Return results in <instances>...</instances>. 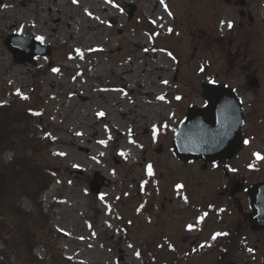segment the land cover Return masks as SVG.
<instances>
[{
	"label": "rangeland",
	"instance_id": "rangeland-1",
	"mask_svg": "<svg viewBox=\"0 0 264 264\" xmlns=\"http://www.w3.org/2000/svg\"><path fill=\"white\" fill-rule=\"evenodd\" d=\"M197 1L0 0V100L27 97L26 108L35 116L40 111L31 123L32 134L52 140L48 148L36 143L33 156L53 174L41 196L47 228L33 250L39 264H142L135 257L140 252L135 241L151 238L153 224H144L146 219L133 211L140 199L137 191L145 188L147 165L154 161L160 202L169 194L164 187L177 164L172 156L155 152L150 129L173 114L176 96L195 95L183 79L213 71L210 54L205 52L208 59L199 66L200 52L195 51L201 20L211 18L204 9L201 16L198 6L205 2ZM128 4L135 5L130 18ZM148 21L159 30L157 37ZM14 32L43 37L51 53L36 57L35 63L16 62L4 44ZM114 65L129 77L116 75ZM101 111L104 116L97 115ZM11 155L6 151L0 160ZM94 171L109 180L99 194L88 185ZM20 202L24 210L38 211L29 198ZM157 215L155 210L153 218ZM44 218L39 216V224ZM125 231L136 245H127Z\"/></svg>",
	"mask_w": 264,
	"mask_h": 264
},
{
	"label": "flooded vegetation",
	"instance_id": "flooded-vegetation-1",
	"mask_svg": "<svg viewBox=\"0 0 264 264\" xmlns=\"http://www.w3.org/2000/svg\"><path fill=\"white\" fill-rule=\"evenodd\" d=\"M201 1L205 2L198 6L201 16L204 9L211 18L201 20L195 51L200 52L199 66L208 59L205 52L210 54L213 71L210 78L200 71L198 79H183L194 87L191 93L195 95L180 96L173 114L150 129L155 152L172 156L177 164L164 187L169 194L160 202L157 197L162 187L155 178L158 169L154 161L150 162L153 175L146 171L151 180L145 188L149 184L151 190L137 191L140 199L133 211L146 219L144 224L152 221L151 238L138 237L136 245L128 231L124 234L127 245L144 246L148 252L155 245L158 250L150 248L149 256L166 264L264 263V222L252 215L257 206L264 211V159L255 155L264 157V0ZM213 81L218 86L214 89V114L223 126L219 128L224 141L230 140L236 151L213 162L180 160L172 152V136L190 105L206 103L203 91ZM170 160L165 162L171 165ZM158 175H163V170ZM101 184L102 188L108 185ZM178 184L183 187L177 188ZM155 210L158 215L153 218ZM222 232L228 235L212 239ZM142 251L135 257H144Z\"/></svg>",
	"mask_w": 264,
	"mask_h": 264
},
{
	"label": "trees",
	"instance_id": "trees-1",
	"mask_svg": "<svg viewBox=\"0 0 264 264\" xmlns=\"http://www.w3.org/2000/svg\"><path fill=\"white\" fill-rule=\"evenodd\" d=\"M26 101L17 95L0 100V155L12 152L8 161L0 160V264H39L41 260L33 250L47 228L41 196L53 174L45 162L33 156L38 152L36 143L39 148H48L52 140L32 134L31 123L38 112L35 116L32 108H26ZM23 197L35 202L38 211L24 210L20 202ZM39 216L45 217L40 224ZM51 254L61 256L58 252ZM12 255L15 261L10 262Z\"/></svg>",
	"mask_w": 264,
	"mask_h": 264
},
{
	"label": "water",
	"instance_id": "water-1",
	"mask_svg": "<svg viewBox=\"0 0 264 264\" xmlns=\"http://www.w3.org/2000/svg\"><path fill=\"white\" fill-rule=\"evenodd\" d=\"M7 48L17 62H35L33 57L39 54H49L50 49L29 35L19 36L18 33L9 34L4 40ZM216 85L209 84L204 89V96L207 103L204 107L191 106L186 118L181 122L178 130L173 136L172 149L176 157L186 159L214 160L232 153L231 148H221L217 145L213 131V96ZM87 150V149H86ZM95 172L90 187L93 192L99 191V185L94 186L93 182L99 177ZM101 178H104L102 176Z\"/></svg>",
	"mask_w": 264,
	"mask_h": 264
},
{
	"label": "snow or ice",
	"instance_id": "snow-or-ice-1",
	"mask_svg": "<svg viewBox=\"0 0 264 264\" xmlns=\"http://www.w3.org/2000/svg\"><path fill=\"white\" fill-rule=\"evenodd\" d=\"M160 2L163 4L164 3V0H160ZM222 24L224 23L223 21L221 22ZM227 26L229 27V28H231L233 25H232V23L229 21V22H227ZM169 31H171V29H169ZM38 39H43V37H38ZM79 51V50H78ZM169 55L171 56L172 54L171 53H169ZM53 71H59V69H53ZM165 83H167V81H165ZM213 83H214V81H213ZM25 99H27V97H24ZM161 99H163V97H160ZM177 99H180L179 97H177ZM98 116H104L105 115V113L104 112H99L98 114H97ZM245 143H248V141L247 140H245L244 141ZM100 143H106L105 141H100ZM60 155H64L63 153H60ZM256 156H257V159H264V157H262L259 153H256L255 154ZM147 171H148V174L149 175H153V168H152V165L151 164H149V165H147ZM233 171H235L234 169H233ZM176 187L177 188H182L183 187V185H176ZM101 199H103V196H101ZM201 219H203V217H201ZM188 228H189V230H191L192 228H193V225H191V224H189L188 225ZM226 235H228V233H216L213 237H212V239H216V237L217 236H226ZM249 251H251V249H249ZM137 256H139V253L137 252Z\"/></svg>",
	"mask_w": 264,
	"mask_h": 264
},
{
	"label": "bare ground",
	"instance_id": "bare-ground-1",
	"mask_svg": "<svg viewBox=\"0 0 264 264\" xmlns=\"http://www.w3.org/2000/svg\"><path fill=\"white\" fill-rule=\"evenodd\" d=\"M105 68H108V67H105ZM111 69L113 70V72H115L116 75H120V74L124 75V74H125L126 77H129V75L126 74L127 70H126V71H122V72L120 71V72H119V71H118L119 68H118L117 66H115V65H114ZM119 70H120V69H119ZM129 114H130V116H131V111H129ZM115 127L118 128V126H115Z\"/></svg>",
	"mask_w": 264,
	"mask_h": 264
}]
</instances>
